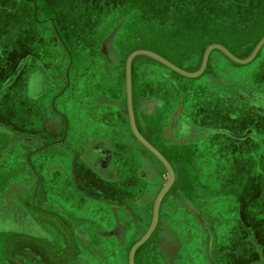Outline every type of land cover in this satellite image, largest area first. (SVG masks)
<instances>
[{
	"label": "crops",
	"instance_id": "obj_1",
	"mask_svg": "<svg viewBox=\"0 0 264 264\" xmlns=\"http://www.w3.org/2000/svg\"><path fill=\"white\" fill-rule=\"evenodd\" d=\"M44 1L0 0V208L13 207L12 213L34 224L0 228V264H91L89 258L93 264H128L131 247L152 223L169 173L131 129L119 61L101 78L94 70L90 77L102 85L85 90V63L97 57L108 63L115 55L82 49L84 34L75 33L87 29L75 26L81 1L60 12ZM114 26L105 30H114L118 50L122 30ZM211 41L202 40L201 47ZM146 44L189 68L180 51L172 50L186 44L154 38ZM213 53L195 77L161 63L138 76L131 66L137 128L173 169L156 225L136 248L134 264H264V91L236 82L224 91L219 78L211 90L193 88L189 81L207 71L214 77ZM69 63L77 86L67 84ZM173 110L195 134L175 129V141L162 135ZM219 114L231 117L229 125L221 117L216 124L206 121ZM141 119L149 134L140 129ZM211 127L228 133L198 135ZM125 128L131 139L122 145ZM155 180L161 184L155 187ZM69 197L97 209L91 215L83 204L76 214L60 202Z\"/></svg>",
	"mask_w": 264,
	"mask_h": 264
},
{
	"label": "rangeland",
	"instance_id": "obj_2",
	"mask_svg": "<svg viewBox=\"0 0 264 264\" xmlns=\"http://www.w3.org/2000/svg\"><path fill=\"white\" fill-rule=\"evenodd\" d=\"M50 1L51 4H56L57 8L55 9L60 12L70 11L75 0H45L44 3ZM80 1L81 5L76 6L75 26L77 29L81 26L87 27V29L75 31V33L84 34V42H86L82 49L93 52L99 48L100 42L104 38L111 40L115 37V32L114 30H105V27L115 25L118 30H122L123 40L118 49L119 53H113V55H116L117 61H119L117 65L122 66L124 76L126 59L133 51L146 49L158 53L154 50L155 48L146 44L150 38L166 42L177 40L180 44H186V47L173 46L172 50L180 51V55L186 59L189 68L173 64L188 71H196L201 66L203 53L208 47L204 45L200 47L202 40L204 42L212 39L213 41L209 44L243 42L246 45L242 48L222 45L235 56L246 58L264 36V0H85L83 3V0ZM67 32L70 36L74 31ZM74 37L79 36L75 35ZM44 38H47L45 33ZM64 38L61 39L65 45L68 41ZM240 49L245 51L240 52ZM212 50H214L213 54L216 55L217 61L215 66L209 64L214 77H211L210 72L207 71L189 81L193 88L205 86L211 90V87H214L212 80L216 75L228 82L241 83L249 88L264 91V46L254 59L245 64L232 60L220 49ZM190 60H197V62ZM159 63L161 62L147 54H137L132 59L131 66L133 67L135 64L134 71L139 76L140 72L144 73L146 70L152 69L154 64ZM115 65L107 64V71L113 72L116 69ZM160 66H164L167 70L168 66L166 67L165 64ZM134 80L137 82L135 77ZM142 115L145 117L144 113ZM126 130L122 145L131 139L129 129ZM0 176L2 175L0 174ZM156 183L155 187L161 184V180H157ZM77 201L78 198L69 197V199L60 202H67L69 209L76 214H80L83 204L85 209V204L88 209L92 208L88 212L91 215H93L94 209H97L95 205L88 206V202ZM12 211L13 207L0 208V224L12 223ZM90 254L92 253L90 252ZM92 260L93 258H89L91 264H93Z\"/></svg>",
	"mask_w": 264,
	"mask_h": 264
},
{
	"label": "flooded vegetation",
	"instance_id": "obj_3",
	"mask_svg": "<svg viewBox=\"0 0 264 264\" xmlns=\"http://www.w3.org/2000/svg\"><path fill=\"white\" fill-rule=\"evenodd\" d=\"M112 42H114L113 39L108 40V39L104 38L102 40V42H100L99 48L93 50V52L94 53H98L99 52L98 54H101L102 56H105L106 53H111V52H113L114 54L116 52L118 53L119 50H116V48L114 47V44ZM203 55H204V53H203ZM97 58H98V61L97 62L85 63L86 75H87V77L85 76L84 83H83L84 87H86L85 90L91 89L92 91H95V90L97 91L98 85L99 84L102 85V83H101L102 81L99 80V82H98V80H96L97 78H95V80L92 79L90 77V74L92 72H94V70H96V71H98V76L97 77L101 78L100 76L101 75L104 76V74H105L107 64L110 65V64H113L114 62L117 61V60H115V59H117L116 58V55L114 57H109L108 63H106V60L104 59L105 57H103L102 59H101V57H97ZM216 63L217 62H215V65H216ZM68 72H69V74H71L72 77L76 76V74L74 75L75 72H74L73 63H69V70H68ZM71 76L69 77V79L67 78V80H66V78H65L63 80H66L67 81V84L69 86H77L79 80L77 79V77L72 78ZM218 78H219L218 81H219V84H220V86L218 87V89H223L224 91H228L227 90L228 89L227 88L228 87L227 85H229L228 84L229 82L227 80H223V78H221V77H218V76L215 77V79H218ZM224 88H227V89L225 90ZM231 90L232 89H230L229 91H231ZM98 97L99 96H97L96 99L93 100V101L90 100L91 101V104L89 106L93 107L98 102V99H99ZM100 100H101V98H100ZM111 100L113 102V99H111ZM221 100L224 101L222 98H221ZM182 102L183 101H180V103H179L181 106L183 105ZM145 103H146V105L148 103L151 104L150 107L152 106V103H150L149 101L143 100V104H145ZM228 103H229L228 100H226V106H225L226 108H227V104ZM154 105L155 104H153V106ZM157 109H159V107ZM144 115L148 116V113L147 114H144ZM179 116H180V111H178V110H175L174 111L173 110L172 113L170 114V116L168 117L167 125L165 126L164 130L162 131V135L165 136L167 139H170V140H173V141L176 140V139H174L175 138V135L173 133V131L175 129L176 130H179L183 134L185 133L186 135H189V136H192V133L193 134L196 133V130H193L192 127L189 124H187L185 121L180 120ZM217 117L218 118L221 117V119L219 118L220 119V122H223L222 124H224L226 126L229 125L230 121H232L231 117L230 116H227L226 114H222V115L219 114L217 116H213L212 118H215V119H212L211 121H210V119H206V121L209 122V123H212V124H216V122L219 121V120H216ZM92 120H94V118ZM139 127H140V129L142 131H144L145 133L146 132L148 133V130L146 128V124L144 122V119L139 120ZM204 130H205L206 133L204 132ZM204 130L197 132L198 135L204 136L205 134L216 133V132L228 133V130L227 129H216L214 127H211L210 129H206L205 128ZM151 131L152 130L150 129L149 132H151ZM12 217L13 218L11 220H13V221H12L11 224H8L9 225V228H12L14 224H15V226L13 228H17V229L18 228H22V227L23 228H27V229L28 228H33V225H34L33 223H31L29 220L27 221L26 219L24 220V219L19 218L18 214L12 213ZM18 219H20V221ZM8 225L7 224H0V228H7ZM207 230H208L209 235L211 236L210 230L208 228H207Z\"/></svg>",
	"mask_w": 264,
	"mask_h": 264
},
{
	"label": "water",
	"instance_id": "obj_4",
	"mask_svg": "<svg viewBox=\"0 0 264 264\" xmlns=\"http://www.w3.org/2000/svg\"><path fill=\"white\" fill-rule=\"evenodd\" d=\"M263 44H264V36L259 40V42L257 43V45L254 48V50L252 51V53L246 58H239V57L235 56L233 53H231L222 44H219V43L210 44L204 52L201 66L196 71H188V70H185L183 68H180L177 65L173 64L168 59H166L165 57H163L162 55H160L156 52H153L151 50L138 49V50L133 51L127 57L126 62H125V85H126L127 108H128V115H129L131 129H132L135 137L159 158V160L164 164V166L167 168L168 173H169V177H168V180H167L165 186L161 189V191L159 192V194L156 197L152 223H151L149 229L147 230V232L141 237V239L138 240L131 247V249L129 251L128 264H134V253H135L136 248L148 238V236L150 235V233L154 229L156 222H157V219H158V209H159L160 200H161L165 190L167 189L168 185L170 184V182L173 179V169H172V166L170 165V163L168 162V160L139 132V130L137 128L134 113H133V107H132V82H131L132 59L137 54H147V55L155 58L156 60L160 61L161 63L165 64L166 66H168L172 70H174V71H176V72H178L184 76L195 77V76H198L199 74H201L203 72V70L205 69L209 53L214 48L222 50L232 60H234L238 63H241V64H245V63H248L249 61H251L255 57V55L257 54V52L259 51V49L261 48V46Z\"/></svg>",
	"mask_w": 264,
	"mask_h": 264
}]
</instances>
